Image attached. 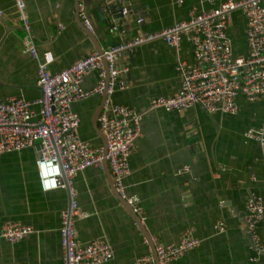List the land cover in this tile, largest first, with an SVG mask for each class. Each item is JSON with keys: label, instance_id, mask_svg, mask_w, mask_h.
Masks as SVG:
<instances>
[{"label": "crops", "instance_id": "0c3cea01", "mask_svg": "<svg viewBox=\"0 0 264 264\" xmlns=\"http://www.w3.org/2000/svg\"><path fill=\"white\" fill-rule=\"evenodd\" d=\"M109 1L79 0L78 15L74 0H25L40 57L53 56L52 72H60L96 50L88 34L107 50L187 21L194 11L217 6L208 0H185L183 4L118 0L129 15L113 20ZM0 12V98L35 100L40 97L38 61L23 44L26 32L15 0H0ZM80 12L90 20L93 32L85 27ZM113 25L119 31L110 30ZM245 29V18L235 12L229 35L242 53L247 50ZM180 58L194 62L193 46L186 39ZM177 64L176 51L163 40L135 46L119 61V67L128 72L120 76L110 98L142 117L141 135L125 182L126 199L139 209L152 242L179 243L187 230L199 239L196 249L170 264H264V254L254 252L244 231L247 198L252 193L264 195V153L256 141L245 137L247 131L264 126V101L248 102L240 96L236 115L209 114L201 107L183 112L152 110L151 99L179 92ZM98 81V73H88L85 89H94ZM102 99L94 94L72 106L81 118V138L98 146L104 144L93 119ZM37 159L35 148L0 156V228L6 222H19L36 230L15 245L0 240V264H64L59 229L61 212L71 202L70 193L41 189ZM185 167L189 172L180 174ZM74 190L86 215L77 221L78 238L84 244L93 240L109 244L114 258L107 264H135L138 258L153 253L135 219L114 194L104 169L91 167L80 172ZM218 221L225 223L224 231L216 229ZM259 233L264 244V221Z\"/></svg>", "mask_w": 264, "mask_h": 264}, {"label": "built area", "instance_id": "2783aa9c", "mask_svg": "<svg viewBox=\"0 0 264 264\" xmlns=\"http://www.w3.org/2000/svg\"><path fill=\"white\" fill-rule=\"evenodd\" d=\"M184 1L175 0L177 4ZM15 2L18 19L26 32L23 44L38 61L40 97L35 100L0 98V156L35 148L41 189L44 192L58 189L69 191L71 202L61 212L59 229L63 263L107 264L114 258L113 248L109 244L101 240L84 244L78 238L77 221L86 215L79 207L74 180L88 168L104 169L106 149L103 145L98 146L81 138V118L72 110L73 104L94 94L103 96L107 87L108 96L98 118V126L107 139L106 159L115 191L127 200L125 182L130 174V157L141 135L142 117L129 106L114 104L110 98L120 76L128 72L127 68L119 67L123 54L135 46L156 40H163L176 51L181 88L173 96L151 99L152 110L183 112L201 107L209 114L236 115L239 112L238 97L243 96L248 102L264 101V0H208L210 5L217 6L211 10L194 11L187 21L158 33L138 37L131 43L110 47L102 54L93 50L85 58L57 73L50 70L53 63L51 53L40 57L25 0ZM235 12H241L246 21L247 50L244 53L238 50L229 35ZM122 14L127 17L129 11L124 9ZM80 17L88 31L93 32L85 13L80 12ZM143 21L139 19V23ZM113 30L119 31V27L116 25ZM184 39L193 46L192 64L180 58ZM90 72L98 73L99 81L94 89L87 90L84 81ZM245 137L256 141L264 153V126L259 130L247 131ZM189 170V167H185L179 173ZM128 202L133 206L132 200ZM133 208L138 213L139 209ZM263 221L264 195L252 193L246 202L244 231L258 255L264 254L259 233ZM216 229L224 231L225 223L218 221ZM35 232L32 226L6 222L0 228V240L15 245ZM153 245L157 261L150 253L138 258L135 264H170L196 249L200 241L187 230L179 243L164 245L154 239ZM252 261H257V258Z\"/></svg>", "mask_w": 264, "mask_h": 264}, {"label": "water", "instance_id": "95a60500", "mask_svg": "<svg viewBox=\"0 0 264 264\" xmlns=\"http://www.w3.org/2000/svg\"><path fill=\"white\" fill-rule=\"evenodd\" d=\"M74 2H75V5H76V9H77L78 15H79L80 2H79V0H74ZM108 4H109L110 10H112V18H113V20H118V19H123L124 18L123 14H122V8H121L118 0H110ZM104 11H106V10H104ZM104 17L105 18H108L106 14H104ZM113 27H114V25H113ZM113 27H111L110 30H112ZM87 36L91 39L92 43L95 46L96 51L102 54L104 52V49L101 46V44L99 43V41L96 39V37L93 36V35L91 36V34H88ZM104 64L107 67L106 62H104ZM107 82H108V78H107ZM107 96H108V93H107V87H106L105 92L103 94L102 102H101L98 110L96 111V113L94 115V119H93V127H94V130H95L96 134H98V136L102 139L103 144H104V147L106 149L105 156H104V172H105L107 178L109 179L110 186L113 189L114 194L116 195V197L118 198V200L120 201V203L122 205H124L129 210L130 214L135 219L136 224L138 225V227L140 228V230L142 231V233L144 234V236L147 238L149 244L152 247L154 258L157 261V257H156V253H155V247L153 245L152 240L150 239V236L148 235V233L145 230V227H144V225L142 223V219L140 218V216L138 215V213L135 212L133 206L130 205L127 200L123 199L122 197H120L116 193L115 187H114V183H113V179H112L110 170L108 168V163H107V159H106V154H107V139L104 136V134L100 131L99 126H98V118H99V116L101 114V111H102V108H103V105H104V102H105Z\"/></svg>", "mask_w": 264, "mask_h": 264}, {"label": "rangeland", "instance_id": "374dc122", "mask_svg": "<svg viewBox=\"0 0 264 264\" xmlns=\"http://www.w3.org/2000/svg\"><path fill=\"white\" fill-rule=\"evenodd\" d=\"M242 44H244V43H241V45H240V46H243ZM241 48H243V47H241Z\"/></svg>", "mask_w": 264, "mask_h": 264}]
</instances>
